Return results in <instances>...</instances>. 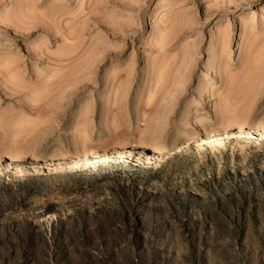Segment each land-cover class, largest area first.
Returning <instances> with one entry per match:
<instances>
[{
	"label": "rangeland",
	"instance_id": "rangeland-1",
	"mask_svg": "<svg viewBox=\"0 0 264 264\" xmlns=\"http://www.w3.org/2000/svg\"><path fill=\"white\" fill-rule=\"evenodd\" d=\"M144 1L0 0V264H264V17Z\"/></svg>",
	"mask_w": 264,
	"mask_h": 264
},
{
	"label": "bare ground",
	"instance_id": "bare-ground-1",
	"mask_svg": "<svg viewBox=\"0 0 264 264\" xmlns=\"http://www.w3.org/2000/svg\"><path fill=\"white\" fill-rule=\"evenodd\" d=\"M166 4H165L164 0H145L143 5H142L143 6L142 11L146 14L147 17H149L151 19H154V18L157 19V17H159V16H161V14H163V11L165 10ZM218 10L223 11L225 18L232 21V24H234V22H236L238 25H242V27H243V26L249 25L255 21H259L260 17H264V0H240L239 3H236L234 5V7L223 9V8H220V6H219ZM164 13H165V11H164ZM128 19H129V17H128ZM226 28L229 29L228 24L226 25ZM225 31H226L225 29L223 31L221 30V37L223 39L227 34ZM214 45H215V43H214ZM178 134L179 133H172L170 135H162V137H161L162 146L161 147H163V148L168 147L169 148L170 145L171 146L174 145L176 142L175 140H177L176 138H177Z\"/></svg>",
	"mask_w": 264,
	"mask_h": 264
}]
</instances>
